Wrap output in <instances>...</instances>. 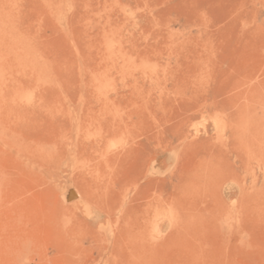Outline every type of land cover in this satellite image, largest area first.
Here are the masks:
<instances>
[{"label":"rangeland","instance_id":"obj_1","mask_svg":"<svg viewBox=\"0 0 264 264\" xmlns=\"http://www.w3.org/2000/svg\"><path fill=\"white\" fill-rule=\"evenodd\" d=\"M0 264H264V0H0Z\"/></svg>","mask_w":264,"mask_h":264},{"label":"bare ground","instance_id":"obj_2","mask_svg":"<svg viewBox=\"0 0 264 264\" xmlns=\"http://www.w3.org/2000/svg\"><path fill=\"white\" fill-rule=\"evenodd\" d=\"M71 197H72V199H74L76 197V194L74 192L68 193L67 198H70L71 199Z\"/></svg>","mask_w":264,"mask_h":264}]
</instances>
